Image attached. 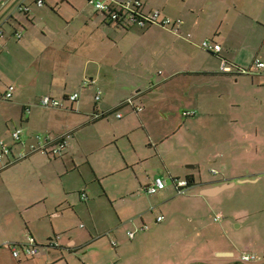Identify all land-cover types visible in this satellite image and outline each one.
<instances>
[{
  "label": "crops",
  "instance_id": "crops-1",
  "mask_svg": "<svg viewBox=\"0 0 264 264\" xmlns=\"http://www.w3.org/2000/svg\"><path fill=\"white\" fill-rule=\"evenodd\" d=\"M107 1L119 6L128 0ZM140 1L143 4V13L150 14L156 10H160L161 18L169 17L173 20L181 18L185 24L180 27L179 33L176 34L157 24L140 27L127 21L118 23L111 20L110 17L108 18L105 14L98 12L89 0H45L43 6H38L37 0H0V30L5 33V36L0 37V68L4 65L5 54L9 55L7 54L9 51L6 50L12 48V46L14 47L13 43L18 45L19 49H16L17 53L20 54V51L23 50V52L30 54L28 57L33 60L31 63L42 59V57L46 59L47 63L46 68L39 66L37 72L31 75L27 76V72H18L17 75H14L13 82L14 85L17 84L16 88L23 99L22 103L15 104L12 101L16 88L11 99H5L4 97L9 87L0 88V109L7 110L9 108L8 104L15 105L13 108L17 112L16 114L11 113L10 116L13 115L14 120L20 123V125H15L14 128H11L8 122H6L5 128H3L0 134V144L3 141L6 146L13 147L15 152H18L32 143L37 135H51L56 138L66 132L73 133V137L68 143L66 150L58 157L53 158L45 153L36 152L23 160L16 161L10 166L0 169V175L14 168L17 169L24 179V185L26 183L29 186V197H32V199L25 208L26 211L41 204L44 205L46 211V207L50 205L57 207L65 202H70L65 189L63 188L64 192L62 194L60 192L59 185H63L60 178H62L64 173H69V171L71 172L73 169L79 168L76 158L71 152L74 150L76 144L82 145L84 139L81 137L79 140L76 137V133L79 134L96 123H105L107 125L105 127H108V131L104 130H106V137L108 138L103 144L114 143L117 145L123 160L120 172L130 171L132 173L135 179L132 188L134 190L136 188L145 190L151 185L154 177L146 170L148 166H152L151 161L153 158L159 157L163 165L168 168L167 156L157 150V148L158 144H161V147L165 146L166 142L170 139L171 131L169 126H166L164 122L168 119L167 109L169 108V104H176L169 102L171 100L168 91L171 84H174L178 93L181 94L179 96L182 97L181 101L184 102L183 104H196L193 106L194 109L192 107V109L185 108L184 113L197 109L205 113L202 117L205 115L213 116L210 110L206 112V109H202L201 104L218 103H202L200 98L202 97L201 91L203 89H209V87L212 89L215 85L219 87V90L223 87L226 90L225 92H221V95L218 97L224 96L222 93L226 94V92L231 94V96L228 95L229 101L226 104H229V107L227 109L234 110L240 104L251 103L248 100V93L246 91L244 93L246 95L245 100L243 98L241 101L238 100L244 95L233 98V95H239L234 90H240L241 87H244L242 84L246 80L239 78V75L222 72L220 70V60L224 58L229 62L237 64L238 67L244 68L242 67V57L238 50L239 48H247L250 51L254 50L255 57L253 58H258L264 62V0L262 6H258L256 9L257 17L249 16L251 3L248 0H212V2L211 0H196L199 3L191 0ZM213 3V6L220 7L222 15L220 19H217V17L215 20L210 21L207 30H204V27L200 28L202 15ZM19 5L28 7L29 11H18L17 7ZM46 6H50L52 11L60 18V20H55L58 21L56 24L50 23L55 17L50 18L51 15L48 14V10L44 12V15L48 17L36 16ZM46 18H50L51 20L46 21ZM122 20H124V17ZM225 20L228 27L226 34L223 33ZM37 29H40L41 32L37 33ZM197 29L205 33L209 32L205 36L218 42L222 46V51L219 54L201 53L199 44L203 40H206L207 37L199 42L200 38L197 36ZM16 33H21L22 39H18ZM188 34H191L190 39L186 38ZM132 42L136 46H141V49H138L141 53H137V49L134 48ZM150 53L152 56L148 60L146 55ZM171 53L173 56L170 57L168 54ZM166 56L169 58L167 59ZM210 57L216 59V61H212ZM165 58L167 59V73L163 76L161 70L156 72L157 67L155 63L163 64ZM179 61H181L180 64H178ZM77 73L82 74L81 79L87 77L89 83L86 86L83 84L81 87L83 93L79 92V100L72 104L65 101V99L67 96L78 92V84L74 85L71 91H68L69 85L75 83ZM251 77H253L251 79L252 90L258 92L255 94L256 101L262 103L264 89L263 91L261 89L264 88V70L254 73ZM41 84L44 87L43 91L48 93L44 96L64 100L65 106L57 109L42 106L35 107V105L34 108L31 107L28 103L38 98L36 92L41 90L38 88ZM97 85L100 86L99 88L103 92L100 102H96L95 100L96 92L94 90H97ZM178 88L181 89V93ZM259 92H262V94H259ZM130 96L135 97V105L143 107V111L136 112L130 106L122 107L118 112L123 114V117L118 118L113 110L117 109ZM192 99H196V101L188 103ZM27 105L31 107V113H25L24 109ZM9 109L12 112V108ZM95 112L107 115L101 119L92 120ZM184 113L183 116L187 117ZM234 115L233 113L227 121L224 120L225 123H222L226 127L229 126L227 131L230 134L232 142H247L251 137L247 132L248 130H246L247 127L239 131L240 125L245 120ZM111 118H114L115 125H112ZM24 123L26 127H23ZM246 124L248 125L249 123L246 122ZM191 126L192 123L189 121L178 123L174 127L172 135L174 137L178 136L180 131L186 132ZM16 129L23 130L24 145H15L12 133ZM253 131L256 133L255 136L257 138L258 129L254 128ZM235 135L237 137H234ZM234 138H238V140ZM154 146H156L157 152L155 156L152 153ZM87 154V160L90 164L92 151H89ZM231 154V165L225 167L226 172H228L225 175L227 176L225 179L199 182L194 174H186L185 179L190 178L192 185L185 194H179L174 184V180L182 179L181 175H172L168 171L173 184V195H187L184 204L179 205L178 208L183 218L181 219L182 227H190L193 230L197 229L199 231V224L189 225V223L196 221L195 218L193 219L189 216V223L185 222L184 219L186 213H190L194 217L195 215L199 216L197 211L199 212L200 208H193V204L198 203V205H201L228 189L236 188L237 184L259 183L261 181L259 177H248L247 174L250 171L248 172L246 169H234L232 163L234 162L235 165L236 161L234 160L238 158L234 151ZM69 155L72 157H70L71 163L69 161L70 158L68 159ZM187 168L196 169L195 166ZM145 172L147 175H142ZM57 174L59 175V179H57ZM227 184H231V186L214 195L207 196L204 194V191L207 189ZM131 186L132 184L126 186L127 193L121 195V201H125L127 196H135L137 194L138 190L130 193ZM22 188L20 187L19 189ZM87 189L88 187H84L83 185L78 186L76 189L79 194L86 193L88 195V199L83 200L80 194L82 202L89 200ZM166 190L158 193H161L159 196L161 197L160 201L164 203H168L171 197V195L168 196ZM104 192L109 196L107 191L104 190ZM133 201H138L137 206L139 208L142 207L143 202L141 198H133ZM70 206H73L72 203ZM52 209L45 214L46 216L41 214L32 219H24L25 229H28L29 231L27 232L29 233L18 234L14 238L7 239V242L23 243L27 241L29 236H33L41 246V244L45 243V240H51L52 234L48 233V225L45 224L46 217L50 215L51 219H54L50 220V227L54 234H58L55 221L63 217L62 213L59 211L52 212ZM154 211L155 207L150 206V208L140 210L129 218L130 223L134 226V229H132H139L134 238H130L128 236L129 231L125 232L124 228L122 230L120 228L121 225L117 229H109V232L106 234L115 231V237L112 236L109 242L110 249L104 251L105 253H110L112 249H115L114 258L111 261L113 264H179L177 261H172L170 257L168 258L166 253L163 258V253L168 250L171 240L167 238L163 230L154 231L159 224L165 221L164 215H154L151 221L146 218L148 212L154 213ZM117 215L121 224H123L118 210ZM160 216H164L162 221H158ZM12 217L10 214L7 220L11 221ZM38 221H40L39 224ZM144 224L149 226L147 230L140 229ZM185 231H183L184 236L187 235ZM88 234L92 236L90 233ZM99 236L100 234L97 235L98 238ZM93 241L91 244L99 242ZM113 241L117 243L116 246L113 245ZM178 242L181 250H188V252L191 250L201 252L203 247L199 240L196 239L188 238ZM9 243H7V247ZM212 243L209 240L205 244V246L209 247L207 249L210 251V261L190 257L187 263L182 264H240L235 259L236 254L232 248L233 244L212 246ZM91 244L90 246H93ZM84 246L81 247L84 248ZM60 247L71 255L78 252L80 245L76 238L69 237L64 244L61 243ZM47 248L49 250L46 254L41 253L39 250V254L35 258L22 259L14 258L9 247L8 250L12 258L17 260L16 264H60L65 259V255L61 252L62 254L59 253L60 255L51 260V249L54 250L55 247L47 245ZM84 254L87 255L88 252H84ZM67 264L70 263L67 261ZM84 264L94 263L84 261Z\"/></svg>",
  "mask_w": 264,
  "mask_h": 264
},
{
  "label": "rangeland",
  "instance_id": "rangeland-1",
  "mask_svg": "<svg viewBox=\"0 0 264 264\" xmlns=\"http://www.w3.org/2000/svg\"><path fill=\"white\" fill-rule=\"evenodd\" d=\"M191 1L199 3L196 0ZM248 1L251 3L249 16L257 17L256 9L258 6H262L263 0ZM213 5L214 3L203 12L200 28L204 27V30H207L210 21L215 20L217 17V19L221 18L222 14L220 13V7ZM46 10H48V14L51 15L50 18H55L53 20L46 18L45 20H51L50 23L56 24L58 21L55 20H60V18L52 11L50 6H46V8L38 12L36 16L48 17L47 15H44ZM226 24L225 20L223 26L224 34L228 32ZM36 32H41V30L37 29ZM208 34L209 32L205 33L204 31L197 29V36L200 38L199 42L205 37L208 39V36H205ZM13 44L14 47L12 46V48L6 50L9 51L7 53L9 55L5 54L4 65L0 68L1 89L8 88L9 86H14L16 88L17 84L14 85L13 78L18 72H27L26 74L28 76L37 72L39 66L47 67L46 59L44 57L31 63L33 60L28 57L30 54L23 52V50L20 51V54L17 53L16 49H19L18 45L15 43ZM133 45L134 48L137 49V53H141L138 50L141 49V46H136L134 43ZM199 50L201 53L206 52L201 47ZM238 51L242 57L243 66L240 65L244 67V69L249 71L252 70V72H250V74H234L239 75V78H244L246 82H243L242 85L244 87H241L240 90H234V92H238L239 95H233V98L241 97L246 91L248 93V100L251 102L250 104H240L239 107L234 110L227 109L229 104L226 103L229 101V96H231V94L226 92V94L222 93L224 96L218 97L221 95V92H225L226 90L223 86V88L219 90V87L215 85L212 89H210V87L209 89H203V91H201L202 97L200 98L202 103H218L201 104L202 109H206V112L210 110L213 113V116L205 115L202 117L205 113L195 109L194 111L189 110L191 112H196L195 117H184L183 113L185 108L192 109L196 104H183L184 102L181 101L182 97L179 96L181 94L178 93L175 85L171 84L168 91L171 100L169 102H174L176 104H169V108L167 109L168 119L164 122L166 126H169L171 131L170 139L166 142L165 146L161 147V144H158L159 146L157 148V150L163 152L167 156L168 168L163 165L159 157H154L151 161L152 166H148L146 170L154 178L162 177L167 180L168 188L166 192L168 193V196L171 195L172 197L168 200L169 202L167 201L168 203L160 201L161 197L159 196L161 193L157 195H149L144 189L136 188L134 190V188H132L135 182L132 173L130 171L120 172L123 160L117 145L114 143L103 144L108 138L106 137V130L108 131V127H105L107 125L105 123H96L94 126L81 131L79 134L76 133V137L79 140L81 137L84 139L82 145L76 144L74 150L71 152L76 158L79 168L76 170L73 169V171H69V173H64L62 178H60L63 184L59 185L60 192L62 194L64 188L65 192L68 193L67 196H69L70 202H65L57 207L50 205L46 207V211L43 204L38 207L34 206L31 210L26 211L25 208L28 203H30L32 197H29V186L26 183L24 185V179L21 177L17 169L14 168L11 171L4 172L0 175V264H16L17 260L12 258L8 247L6 246L7 243L10 242H7V239L14 238L18 234L29 231L28 229H25L24 219H32L41 214L45 215L52 208V212L59 211L63 214V217L60 220L55 221L57 233L59 235L54 234L50 227V220L54 219H51L50 215L46 217L45 224L48 225V233L52 234V239L56 240L57 237H59L57 242L59 243V246H61V243L64 244L69 237H74L78 240L80 247L77 253L71 255L61 247L55 248L54 250L51 249V260L62 252L63 255H65V259H63L60 264H67V261L70 264H84V261L87 263L93 262L94 264H113L111 261L114 258L115 249H112L110 253H105L104 250L110 249L109 242L111 241L112 236L115 237V231H111L109 234L106 233L109 232V229H117L120 225V228H122V230L124 228L125 232L127 230H133L134 226L130 223L129 218L134 216L140 210L150 208V206L155 207V211L154 213L151 212L152 214L148 212L146 215V218L149 221L153 220L154 215L158 214H162L166 218L163 223L159 224V226L154 229V231L163 230L165 235H167V238L171 240L168 250L163 253V258L166 253L168 258L170 257L172 261H177L179 264L187 263L190 257H197L203 261H210V251L207 249L209 247L205 246V244L207 241L211 240L213 242L212 246L233 244L234 246L232 248L236 254L235 259H237L240 264H259L260 262L261 264H264V92L263 94L262 92H259V94H262L263 96L262 103L257 102L255 94L258 92L252 90L251 87V79L253 78L251 76L256 73V69L254 68V59L256 58H253L255 57L254 50L250 51L247 48H239ZM168 55L170 57L173 56L172 53ZM146 56L149 60L152 54L150 53ZM168 58L169 57H167V59ZM210 58L212 61H216V59L212 57ZM167 59L165 58L163 64L155 63V66L157 67L156 72L161 70L163 76L167 73ZM38 63L40 64L37 65ZM180 63L181 61L178 62V64ZM76 75V81L72 85H69L68 91H71L73 86L78 84L79 87L77 91L83 93L81 87L83 84L85 85V82L87 80L89 81V79L86 77L84 79L82 78V80V74L77 73ZM80 82L83 83L81 84ZM97 86L98 87L96 88L100 89V86ZM256 86L258 88L257 84ZM38 88L41 89L36 92L38 98L28 103L33 108L34 105L35 107L40 106V99L48 94L43 91V84ZM263 89L264 88L261 90L263 91ZM178 90L181 93V89L178 88ZM96 91L97 90H94V92ZM242 98L245 100L246 95L238 100L241 101L243 100ZM22 100L23 99L16 88V93L14 94L12 101L13 103L18 104L22 103ZM195 101L196 99H192L188 103H194ZM8 105L9 108H12V112L8 107L7 110L0 109V134L6 126V122H8L9 127L11 128H14L15 125H20L18 121L14 120L13 115L10 116L11 113L16 114L17 112L16 109L13 108L15 105ZM27 106L30 107L29 105ZM27 106H25V108ZM233 113L235 114L234 116H239L249 123L247 125L244 121V123L240 125L239 130L241 131L242 128L247 127L246 130H248L247 132L251 136L247 142H232L231 140L230 134L227 131L229 126H225L224 120L227 121ZM110 121H112V125H115L114 118H111ZM187 121L192 123V126L186 130V132L180 131L178 136L174 137L172 135L174 127L178 123ZM23 127H26L25 123ZM254 128L258 129L257 138L255 136L256 133L253 131ZM234 137H237V135ZM234 139L238 140V138ZM155 147L156 146L152 148L154 156L157 154ZM89 151H92L90 164L87 160V153ZM233 151L238 158L237 160H234L237 162H235V165L234 162L232 163L234 169H246L248 172L250 171L247 174L248 177H259L261 181L259 183L237 184L236 188L228 189L219 196L209 199L210 201L208 200L201 205H198V203L193 204V208H200L199 212L197 211L199 216L195 215L194 217L190 213H186L184 219L185 222L189 223V216L193 219L195 218L196 221L189 223V225L199 224V231L197 229L193 230L190 227H182L181 219L183 218L178 208L179 205L184 204L187 195H173V184L169 172L172 173V175H181L182 179H185L186 174H194L199 182L223 180L227 177L225 175H227L228 172H226L225 167L231 165V152ZM70 157L71 155L68 156V159ZM71 158L69 160L70 163ZM191 165L195 166L196 169L187 168ZM212 169L217 170L218 174L213 175L211 173ZM142 175L146 176L147 174L145 172V174ZM57 179H59L58 174ZM235 181L237 180L235 179ZM131 184L130 193L138 190V192H136L137 194L135 196H127L125 201H121V195L127 193L126 186H130ZM80 185L88 187L87 192L89 194V200L87 202L81 201V193L79 194L78 190H76ZM20 187L23 188L19 189ZM104 190L107 191L109 196L105 194ZM133 198H141L143 202L142 207L139 208L137 206L138 201L134 202ZM71 203L73 206H70ZM116 209L121 215L123 224H121L118 218ZM24 210L27 213H25ZM10 214L13 217L11 218V221H8L7 219H9ZM219 214L222 216V219L220 222H216L215 218ZM39 223L40 221H38V224ZM184 230H186V236L183 235ZM98 234H100L99 238L97 237ZM188 238L199 240L203 245L201 252L193 250L188 252V250H181V247L178 246V241L186 240ZM93 240L99 242L91 244L94 242ZM49 241L50 240L47 239L44 244H41V253L46 254L48 252L49 247L47 248V245H49ZM90 244L93 246H90ZM81 246H84V248ZM105 246L106 248H104ZM84 252H88V254L86 255ZM244 254H252L256 256L257 260L251 263H244L241 261V257Z\"/></svg>",
  "mask_w": 264,
  "mask_h": 264
},
{
  "label": "built area",
  "instance_id": "built-area-1",
  "mask_svg": "<svg viewBox=\"0 0 264 264\" xmlns=\"http://www.w3.org/2000/svg\"><path fill=\"white\" fill-rule=\"evenodd\" d=\"M95 9L98 12H101L103 14H108L111 20L116 21L117 19H121L122 22H131L133 24H136L140 27H146L149 25L157 24L160 25L163 28H166L170 30L171 32H174L176 34L179 33L180 27H182L185 22L183 19L179 18L177 20H173L169 17L161 18V11L156 10L150 14H145L142 12L143 4L140 0H128L124 3H121L119 6L115 4H111L107 0H89ZM45 3V0H37L38 6H43ZM17 10L20 12H28L29 8L24 5H19L17 7ZM122 14V15H121ZM124 17V20H122ZM5 36V33L0 30V37ZM16 37L18 39H21L23 36L21 33H16ZM187 39L191 38V34H188ZM203 50L206 52H209L211 54H219L222 51V46L216 42L214 39H206L203 40L199 45ZM254 68L256 69V73L261 72L264 70V62L260 59H255L254 61ZM220 70L224 73H232V74H250L251 71L238 67L235 63L229 62L228 60L222 58L221 60V66ZM254 72V71H253ZM89 83L87 80L85 82V86ZM15 91L14 86H9L6 94L5 99H11L13 97ZM103 92L100 89H97L95 100L96 102H100L102 100ZM80 93L75 92L65 99V101H68L70 103H75L79 100ZM65 101L60 100L51 96H43L40 99V106L45 108H63L65 106ZM135 97L132 96L128 98L127 100L123 101L119 107H126L130 106L132 107L136 112L143 111V107L136 106L135 105ZM118 107V108H119ZM119 110L114 111L118 118H122L123 114L118 112ZM25 113H31V107L25 108ZM107 114H100L98 112H95L93 114L92 120H98L103 117H105ZM185 116L187 115H195V112H185ZM13 140L15 141V145H24L23 140V130L22 129H16L12 133ZM72 132H66L56 138L52 137L51 135H37L35 137V140L30 143L26 148H24L22 151L15 152V149L13 147L6 146L5 143L1 142V149H0V169L5 168L7 166H10L11 164L15 163L16 161L23 160L27 157H29L31 154L36 152H42V153H49L52 155L53 158L58 157L63 154V152L66 150L68 143L72 139ZM211 173L213 175H217L218 171L212 169ZM175 187L177 189V192L179 194H185L187 190L190 188V181L188 179H176L174 180ZM168 188V182L166 179L162 177H156L154 178L151 185H149L145 191L149 195H155L158 194L161 191H164ZM88 198V195L86 193L82 194V199L85 200ZM164 219V216H160L158 218V221H162ZM222 219V216H217L216 221H220ZM133 222V221H131ZM149 226L147 224H144L142 230H147ZM139 229H135L128 232V236L130 238H134L137 231ZM114 246L117 245L115 241L112 242ZM52 247H58L59 243L57 241H53L49 244ZM8 247L10 248L11 254L16 259H22V258H35L39 254L40 245L37 243L36 239L33 236H29L26 242L19 243H9ZM256 256L252 254H244L241 257V261L244 263H251L256 261Z\"/></svg>",
  "mask_w": 264,
  "mask_h": 264
},
{
  "label": "water",
  "instance_id": "water-1",
  "mask_svg": "<svg viewBox=\"0 0 264 264\" xmlns=\"http://www.w3.org/2000/svg\"><path fill=\"white\" fill-rule=\"evenodd\" d=\"M190 167H192V166H190ZM230 186H231V184H227V185H223V186H220V187H215L213 189H207V190L204 191V194L207 195V196H211V195H214L217 192H220V191L225 190L226 188H229Z\"/></svg>",
  "mask_w": 264,
  "mask_h": 264
},
{
  "label": "trees",
  "instance_id": "trees-1",
  "mask_svg": "<svg viewBox=\"0 0 264 264\" xmlns=\"http://www.w3.org/2000/svg\"><path fill=\"white\" fill-rule=\"evenodd\" d=\"M108 18H109V15L106 13L105 14ZM122 15V14H121ZM117 22L118 23H121L122 21H121V19H117ZM22 39V38H21ZM237 74V73H236ZM120 108H122V107H119V108H117V109H115V110H113V111H116V110H119ZM186 112H190V111H186ZM191 116H194V115H187V117H191ZM72 135H73V133H72ZM47 155L49 156V157H52V155L51 154H49V153H47ZM188 180L190 181V186L192 185L191 184V180H190V178H188ZM82 194L83 193H81V197H82ZM88 199V198H87ZM86 200V199H85ZM59 237H57V239H58ZM57 239L56 240H53V239H51L50 240V242H49V244L51 243V242H53V241H57ZM50 246V245H49ZM55 248H60V246H58V247H55Z\"/></svg>",
  "mask_w": 264,
  "mask_h": 264
}]
</instances>
